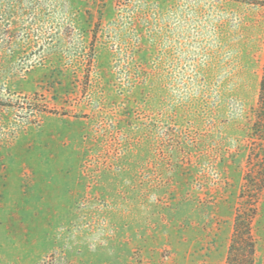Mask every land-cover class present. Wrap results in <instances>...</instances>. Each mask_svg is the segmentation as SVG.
<instances>
[{
	"label": "rangeland",
	"instance_id": "374dc122",
	"mask_svg": "<svg viewBox=\"0 0 264 264\" xmlns=\"http://www.w3.org/2000/svg\"><path fill=\"white\" fill-rule=\"evenodd\" d=\"M0 6V264H226L264 0Z\"/></svg>",
	"mask_w": 264,
	"mask_h": 264
},
{
	"label": "trees",
	"instance_id": "16d2710c",
	"mask_svg": "<svg viewBox=\"0 0 264 264\" xmlns=\"http://www.w3.org/2000/svg\"><path fill=\"white\" fill-rule=\"evenodd\" d=\"M250 135L256 150L252 154L257 157L259 163L256 171L248 172L245 177L243 205L234 217V230L228 247L226 264H256L257 240L253 232V221L257 214L255 204L257 193L264 188V63Z\"/></svg>",
	"mask_w": 264,
	"mask_h": 264
}]
</instances>
